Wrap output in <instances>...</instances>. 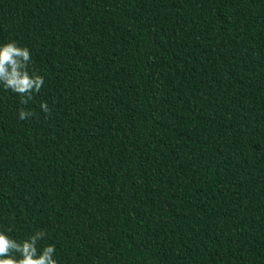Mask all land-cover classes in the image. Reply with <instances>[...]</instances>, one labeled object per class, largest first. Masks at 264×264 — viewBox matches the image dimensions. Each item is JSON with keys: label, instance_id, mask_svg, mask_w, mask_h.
I'll list each match as a JSON object with an SVG mask.
<instances>
[{"label": "trees", "instance_id": "trees-1", "mask_svg": "<svg viewBox=\"0 0 264 264\" xmlns=\"http://www.w3.org/2000/svg\"><path fill=\"white\" fill-rule=\"evenodd\" d=\"M9 41L44 84L0 85V230L58 264H264V0H0Z\"/></svg>", "mask_w": 264, "mask_h": 264}, {"label": "clouds", "instance_id": "clouds-1", "mask_svg": "<svg viewBox=\"0 0 264 264\" xmlns=\"http://www.w3.org/2000/svg\"><path fill=\"white\" fill-rule=\"evenodd\" d=\"M31 65V52L27 46H21L16 41L0 45V85L18 94L21 105L32 101L33 94L39 93L44 84L43 76ZM40 108L45 114L51 113L46 102L41 103ZM34 115V112L23 107L18 112L20 120ZM45 236V231L38 230L30 237L18 241L0 230V264H58L54 258V244L38 247V242Z\"/></svg>", "mask_w": 264, "mask_h": 264}]
</instances>
